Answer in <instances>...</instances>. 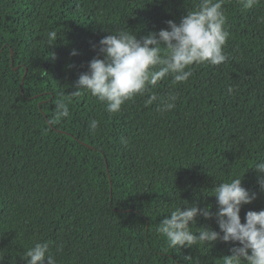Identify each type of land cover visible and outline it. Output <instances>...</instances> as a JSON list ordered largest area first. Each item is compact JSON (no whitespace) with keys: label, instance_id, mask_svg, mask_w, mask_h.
I'll return each mask as SVG.
<instances>
[{"label":"trees","instance_id":"trees-1","mask_svg":"<svg viewBox=\"0 0 264 264\" xmlns=\"http://www.w3.org/2000/svg\"><path fill=\"white\" fill-rule=\"evenodd\" d=\"M199 2L0 0V264H26L44 241L57 264H221L238 246L169 249L157 228L187 203L214 213V188L241 176L257 193L241 223L264 210L254 169L264 161V0H224L227 60L191 66L184 83L169 75L118 113L86 90L72 95L101 38L157 33ZM151 94H175V108L158 112ZM60 101L69 116L50 124ZM190 228L219 231L199 215Z\"/></svg>","mask_w":264,"mask_h":264},{"label":"clouds","instance_id":"clouds-1","mask_svg":"<svg viewBox=\"0 0 264 264\" xmlns=\"http://www.w3.org/2000/svg\"><path fill=\"white\" fill-rule=\"evenodd\" d=\"M259 0H243V7L250 9ZM224 0H200L195 10L184 15L179 23L166 21L167 28L150 33L139 39L135 32L119 30L115 34L104 36L98 42V57L88 64V70L76 81L77 90L72 95H80L86 90L100 102L106 104L109 113H118L122 105L136 95H143L149 86L171 75L173 83H184L192 75L193 65H220L227 60L224 53L229 33L225 30L226 17L223 11ZM55 40L57 33H48ZM96 49L97 46L93 45ZM76 55L75 50L71 53ZM231 93L232 89H228ZM159 100L158 112H167L175 108L177 96L169 94L167 98L148 96L146 105ZM69 116L68 105L60 101L56 105V124L61 118ZM99 122L92 120L90 129L95 130ZM123 143H127L123 140ZM258 174L259 191L264 192V161L254 167ZM216 211L211 206L199 208L194 204L176 207L165 217L157 231L167 241L169 249L191 248L194 245H210L217 240L233 242L238 246L230 249L231 254L222 257L221 264H264V210H249L241 223L240 211L243 205L256 199L257 193L242 186V176L231 182L218 183L214 188ZM215 218L219 231L211 228H199L193 232L195 218ZM2 259V257H0ZM26 264H57L54 255L49 252V242H36L24 254ZM185 259H190L186 257Z\"/></svg>","mask_w":264,"mask_h":264},{"label":"water","instance_id":"water-1","mask_svg":"<svg viewBox=\"0 0 264 264\" xmlns=\"http://www.w3.org/2000/svg\"><path fill=\"white\" fill-rule=\"evenodd\" d=\"M11 60L13 61V59H12V51H11ZM26 72H27V70L25 71V73H24V76H23V79H22V82H21V84L23 83V81H24V78H25V76H26Z\"/></svg>","mask_w":264,"mask_h":264}]
</instances>
